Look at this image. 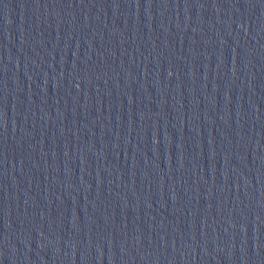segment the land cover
Returning a JSON list of instances; mask_svg holds the SVG:
<instances>
[{
  "label": "water",
  "instance_id": "95a60500",
  "mask_svg": "<svg viewBox=\"0 0 264 264\" xmlns=\"http://www.w3.org/2000/svg\"><path fill=\"white\" fill-rule=\"evenodd\" d=\"M0 264H264V0H0Z\"/></svg>",
  "mask_w": 264,
  "mask_h": 264
}]
</instances>
